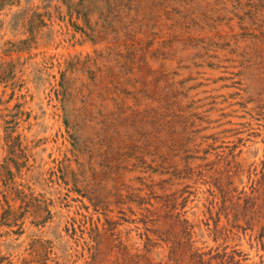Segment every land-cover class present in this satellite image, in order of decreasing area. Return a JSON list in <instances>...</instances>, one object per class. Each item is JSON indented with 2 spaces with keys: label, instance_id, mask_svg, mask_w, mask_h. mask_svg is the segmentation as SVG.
Returning <instances> with one entry per match:
<instances>
[{
  "label": "rangeland",
  "instance_id": "obj_1",
  "mask_svg": "<svg viewBox=\"0 0 264 264\" xmlns=\"http://www.w3.org/2000/svg\"><path fill=\"white\" fill-rule=\"evenodd\" d=\"M0 264H264V0H0Z\"/></svg>",
  "mask_w": 264,
  "mask_h": 264
}]
</instances>
